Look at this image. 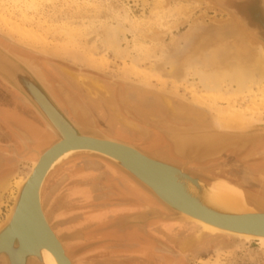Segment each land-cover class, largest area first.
<instances>
[{"label":"rangeland","instance_id":"374dc122","mask_svg":"<svg viewBox=\"0 0 264 264\" xmlns=\"http://www.w3.org/2000/svg\"><path fill=\"white\" fill-rule=\"evenodd\" d=\"M14 1L0 0L1 50L16 59L34 76L31 69L34 70L35 67L30 68L28 62L36 65L39 70H50L65 85H60L64 90L66 86H71L85 94L87 86L95 84L97 88L93 89H100L101 93L95 94L93 91L90 95L86 94L87 98L82 97L88 104L92 101L105 106L106 99L110 98L123 109L132 107V117L137 116L134 108H147L153 102L163 104L160 99L187 105L197 114L192 116L198 118L190 116L189 120L167 126L169 133L163 138L170 152L166 153L181 162H187L186 166L209 169L207 172L234 184L235 188L226 185L241 194L264 200V139L250 143L244 149L239 145L227 149L218 158L204 162H197L192 157L180 159L175 156L173 150L178 151L176 147L172 148L170 139L174 131L180 133L193 129L199 132L224 123L213 118L215 115L208 109L200 110L187 102L192 100V93L196 92V88L197 92L201 90L192 73L201 70L208 74L227 75L233 73L230 69L233 68L234 71V67L240 68L243 65L249 72L256 73L255 63L264 58V40L228 4L244 0H225L224 4L215 0H145L144 4L137 5L127 0H32L34 3L31 5H25L20 0ZM252 9L264 19V0H254ZM116 26L126 30L119 43L110 38L112 28ZM16 29L27 32L29 37L22 38ZM39 70L34 71L39 73ZM36 79L41 83L37 77ZM42 86L46 89L43 84ZM46 91L50 94L47 89ZM224 91L213 98L215 106L243 107L244 103H239L241 99ZM10 97H14L23 108L28 109L45 129L32 109L23 104L21 97L0 80V102L3 98ZM51 97L53 98L52 95ZM54 101L57 103L55 99ZM257 104L262 109V120L246 121L247 123L264 124V100ZM60 110L69 119L67 112L70 110ZM170 114L174 118L181 116ZM96 118L101 122L107 120L104 115ZM115 119L118 126L135 135H147L149 132L132 125L119 111ZM90 133L96 132L91 130ZM200 141L198 138L196 142ZM54 143L55 140L50 135L39 136V145L43 146L41 150ZM255 150L261 152H253ZM150 153L154 155L157 152ZM37 156L21 159L16 163L14 172L0 176V183L7 181L6 187L0 191V226L6 220L17 193V189L14 191L12 188V182L30 171ZM155 156L163 157L162 154ZM4 161L9 163L8 158H0V170ZM60 164L67 165L66 172L54 180L49 177L53 171L49 174L41 192V203L49 227L51 230L54 227L57 231L58 240L64 245L72 264H81V258L93 261L104 247L116 245L117 242L125 243L110 236L119 232V229L137 230L145 225L168 221L184 223L176 233H165L161 229L160 232L164 233L165 243H170L183 252L186 264H264V244L204 233L200 227L194 225L192 228L193 224L181 219H157L142 226L125 224V219L146 209L156 210L162 215H172L166 213L149 195L157 208H143L137 213L125 212L140 209L141 202H149L146 198L148 196L102 158H92L87 153H80L67 157L56 167ZM108 170L111 175H118L119 172L126 178L124 183L128 184V188L121 193L140 197V204L135 202L118 206L115 208L116 212L111 208L100 209L102 204L116 202L107 200L105 203L101 200L107 181L111 179ZM182 171L187 174V171ZM212 184L219 183L212 182L207 186ZM175 228V225L170 227L172 230ZM206 236L211 240L208 243L209 250L203 248ZM135 238L132 233L127 241H135ZM160 240L158 242H164ZM142 247L149 248V243H143Z\"/></svg>","mask_w":264,"mask_h":264},{"label":"water","instance_id":"95a60500","mask_svg":"<svg viewBox=\"0 0 264 264\" xmlns=\"http://www.w3.org/2000/svg\"><path fill=\"white\" fill-rule=\"evenodd\" d=\"M215 1L224 4L225 0ZM0 80L21 97L23 104L32 109L45 129L56 139L55 144L42 154L34 167L33 163L32 173L17 190L9 214L0 226L1 264H42V250L51 253L57 264H71L50 230L39 200L41 184L51 166L68 152L86 151L92 158L104 159L134 181L166 213L172 215H162L156 210L146 209L143 214H150L145 221L147 223L157 219L191 222L190 217L223 231L221 235L240 240L244 239L237 235L254 237L250 241L264 238V200L246 194H227L218 184L204 185L182 170L151 160L126 144H118L99 133L83 135L36 77L1 49ZM182 135L220 140V144L210 146L209 149L193 146L189 152L173 150L174 155L180 159L192 157L197 162H204L218 158L227 149L238 145L244 149L250 143L264 139V124H227L199 132L189 130ZM173 143L171 141L172 146ZM226 195L232 197L231 200L223 197ZM133 218L125 219L124 223L131 226L144 225L145 222L141 224Z\"/></svg>","mask_w":264,"mask_h":264},{"label":"flooded vegetation","instance_id":"af4514ba","mask_svg":"<svg viewBox=\"0 0 264 264\" xmlns=\"http://www.w3.org/2000/svg\"><path fill=\"white\" fill-rule=\"evenodd\" d=\"M253 1L254 0H244L243 2L234 1L228 4L230 8L235 10L239 16H242L246 20L248 26L256 30L259 37L264 40V22H262L261 14L253 11ZM27 65L30 68L35 67L39 70L36 65L30 64V62H28ZM31 70L57 101L59 107L66 112L67 109L70 110L67 112L69 119L79 126L82 134L89 135L91 130H95L96 133L103 136L133 146L152 159L168 164L179 170H185L191 178L206 185L212 182H218L219 184L225 183L233 187L235 186L225 179L216 177L214 174L207 172L209 169L193 168L191 165L186 166V164H188L187 162H181L166 153L170 152V150L166 148L163 138V136L169 133L167 126L189 120L190 116L195 115L187 105L169 100L176 109L181 110L185 114H181V116L177 118L171 116L165 105L161 103L157 104V102L148 104L147 108H134L137 116L132 117L130 111L133 109L130 106L123 109L117 103H113L110 98L106 99L105 106H101L99 103H92V101L91 104H88L86 100L82 98H87L88 96H86V94L90 95L88 91L84 94L80 90L76 91L71 86H66L64 90L60 86L63 85L62 81L54 76L53 72L50 70L43 68L41 69L42 71L39 70V73L33 69ZM3 99L4 100L0 102V158H8L9 163L3 162L4 166L0 170V176L6 175L8 172H14L16 163L21 159H29L37 156L38 153H40L39 150L43 147L39 145V136L48 135L39 121L29 113L28 109L23 108L14 97ZM160 100L162 101V99ZM118 111L124 115L132 125L148 130V134L138 136L124 127L118 126L117 120L115 119V116L118 115ZM98 115L107 116V120L105 122L99 121L96 118ZM138 115L140 117H138ZM150 152H159L163 157L159 158L155 156L156 154L152 155ZM253 152L261 151L255 150ZM107 166L108 165H106V168ZM66 167L67 165L60 164L53 170L51 176H49L50 179L54 180L55 177L66 172ZM108 174L111 179L107 181L108 185L104 188L105 193H103L101 200H104L105 203H107V200H114L116 202L113 204H102L100 209L111 208V210L114 209L113 212H116L115 208L118 206L131 205L135 202L140 204L142 201L140 197H136L133 194L121 193L128 188V184L124 183L126 178L123 175L119 174V172L118 175H111L109 170ZM53 182L54 181H51V183ZM51 194L53 195V192ZM112 197L115 198L112 199ZM146 198L149 202L144 204L141 202L142 207H140V209L125 212L137 213L143 208H157L149 196ZM51 213L54 215V212ZM117 225L119 226V223H117ZM172 225L176 226L174 230L170 229ZM182 225H184V223L168 221L145 225L142 229L137 230L129 231L126 228V230L124 228L119 229V232H115L110 236L115 240L119 239V242L125 243L118 244L117 242L118 245L113 244L106 246L99 252L95 260L85 261L81 258V264H186L183 258V252L170 243H165L163 240L165 239L164 233L160 232L161 229L165 233L173 234L179 231ZM192 228H194V225H192ZM52 229L57 235V231L54 227H52ZM190 231H192V229H190ZM132 233L135 234V241L128 242V236ZM160 239L164 242H158ZM205 239L203 248L209 250L210 247L208 243L211 240L207 236ZM143 243H149V248L142 247ZM111 255L114 256L112 257Z\"/></svg>","mask_w":264,"mask_h":264},{"label":"bare ground","instance_id":"6f19581e","mask_svg":"<svg viewBox=\"0 0 264 264\" xmlns=\"http://www.w3.org/2000/svg\"><path fill=\"white\" fill-rule=\"evenodd\" d=\"M20 1H23L25 3V5H31V4L34 3L32 0H30V1L29 0H20ZM127 1L134 3V5H137L138 3H141V4L142 3L143 4L145 3V0H127ZM262 20H264V19H262ZM16 30L18 31V33L19 32L21 33V34L19 33V35H21L22 38H24V39L26 38L27 39V37H29L28 36L29 34L27 32L19 31L18 29H16ZM125 33H126V30L125 29H123L121 26H116V27H113L112 28V30H111V37L110 38H112L113 41L119 43V39L121 37H124L125 36ZM8 35L10 36V33ZM31 37H33V36H31ZM32 39H34V38H32ZM185 46H186V44H185ZM218 55L220 56V54H218ZM219 56H217V57H219ZM221 56H222V53H221ZM217 57H215V59ZM217 61H219V60H217ZM221 62H222V60H221ZM196 64H198V63H196ZM191 66H192V64H191ZM236 68H238V67L236 66ZM236 68L234 67V71H233V68L230 69V70H232L233 73L232 74H227V75L226 74H219V73H209L208 74V73H205V72H203L201 70H197L194 73H192L197 78L198 81L197 80L196 81H197L198 85L200 86L201 90L197 92V88H196V92H193L192 93V100H189L187 102H190V104L193 107L197 108V109H200V110H203L202 108L208 109L210 112H212V114L215 115V116H213V118H215L216 120L223 121L224 123H226V124L219 123V124H217L218 127H220V125H227V124L236 126V125L242 124L243 122H246V121H248V122H255V121L258 122L259 121L260 122L262 120L261 119L262 109H260V107L258 106L257 103L258 102H261V100H264V58H261L260 60H258L255 63V72L256 73L249 72V70L244 65L241 66L240 68H238L237 70H235ZM34 70H36V68ZM93 87L97 88L95 84H92V86L91 85H88L86 89L88 90L89 93H93V91H95V94H97V93L100 94L101 93L100 92L101 91L100 89L99 90L98 89H95V88L93 89ZM225 88H227V89H225ZM224 90L232 93L234 95V96L232 95L233 97L236 96V98L238 97L239 99H241V101L239 100V103H241V102L244 103L243 104V107H237V106L236 107H233L230 104L229 105L232 106V107L227 106V107L222 108V107L215 106L216 104H214L213 98H215L216 96H218ZM162 103H163V105L166 106V108L169 110L170 113H172L174 115L175 114H180V115L183 114L184 115V113L181 110L176 109L175 106L168 99H165ZM192 118H198V116L197 117L196 116H192ZM203 125H198V127L203 126ZM217 125H215V127H217ZM187 131H189V129ZM190 131L193 132L194 130L193 129H190ZM183 132H185V131H183ZM183 132L181 131L179 133V132L174 131L173 132V135L170 137L171 141L174 142L172 148L174 149V147H176V150L178 152H180V153L189 152L188 150L191 147H193V146L194 147L195 146L196 147L203 146L206 149H209L210 146H213V145L216 146V145H218V144L221 143L220 140H215V139L210 138V137L199 138V139H201V141L198 143V142H196L197 141V138L196 137L189 136V135H182ZM92 134H95V133H90L89 135H85V136H90ZM109 139L114 140V141H117L118 144L121 143V145H124V146L126 144V143H123V142H121L119 140H115V139H112V138H109ZM126 146H129L130 148H133L134 150L138 151L137 149H135L131 145L126 144ZM46 149L41 154L38 153L37 159L34 162L33 167L36 165V163L38 162V159L42 156V154H44L48 150V149L47 150ZM174 151H175V149H174ZM138 152H140V151H138ZM80 153H89V152H86V151L68 152V153L64 154L63 156H61L60 158H58L54 162V164L51 166V168H50L49 172L47 173V175L45 176V178H44V180H43V182L41 184L40 190H39V200H40V204L41 205H42V203H41V200H42L41 199L42 198L41 192H42V189H43V185H44L47 177L49 176V174L64 159H66L67 157H70L72 155L80 154ZM140 153L143 154L144 156H146L147 158L151 159V160L157 161V160L152 159L151 157L147 156L146 154H144L142 152H140ZM155 154L156 155H160L159 152H157ZM105 157H107V156H105ZM107 158L110 159V160H114V161L118 162L117 160L112 159L110 157H107ZM157 162H160V161H157ZM160 163H162V162H160ZM110 166H111V168L113 167L114 169L118 170L114 166H112V165H110ZM33 167H32V169H30V171H28L26 173L25 176H21V177L17 178L16 180H14L12 182V188L14 189V191L16 189L18 190L26 182L27 178H29L30 174L32 173ZM170 167H172V166H170ZM172 168H175V167H172ZM175 169H177V168H175ZM128 179L130 181H132L130 178H128ZM132 182L134 183V181H132ZM6 185H7V181L6 182L4 181V182L0 183V191H2L6 187ZM218 187L221 188L223 190V192H225L227 194H230V195H233V194H235V195L241 194L238 191H236L235 189L231 188L230 186H228V185H226L224 183L218 184ZM138 188H140V187H138ZM184 192L186 194H189L187 189H184ZM13 196H14V194H13ZM223 197L224 198H227L229 200H231L230 198H232V197H228V195L223 196ZM41 210H43L42 206H41ZM42 213H43V211H42ZM43 216H44V218H45V220L47 222V219H46V216L44 215V213H43ZM131 217H134L133 220H135L136 222H139V223L142 224V223H144L150 217V214L149 213L143 214V212L142 213L140 212V214L134 215V216H131ZM123 219H125V218H123ZM189 219L192 220L190 222L191 224L200 227L204 233H209L211 235L223 233V231H220V230H218V229H216V228H214V227H212V226H210V225H208L206 223H203V222H201L199 220H196V219H193V218H190V217H189ZM120 222H123V221H120ZM149 222H151V221H149ZM144 224H147V222H145ZM50 230H51V228H50ZM53 234H54L55 238L58 240L57 235L54 232H53ZM237 236L239 238H242V239L247 240V241H250V240H252V238H254V237L245 236V235H237ZM256 240H257L258 243L264 244V238H257ZM59 243L61 244L60 241H59ZM61 247H62V249L64 251L65 256L67 257L66 251H65V249H64V247H63L62 244H61ZM143 251H145V250H143ZM144 255H145V253H144ZM67 259L72 264L71 260L68 257H67ZM40 260H41L42 264H57L56 261H55V259L51 255V253H49L46 250H42L41 251Z\"/></svg>","mask_w":264,"mask_h":264},{"label":"crops","instance_id":"0c3cea01","mask_svg":"<svg viewBox=\"0 0 264 264\" xmlns=\"http://www.w3.org/2000/svg\"><path fill=\"white\" fill-rule=\"evenodd\" d=\"M46 133L48 134V135H50L54 140H55V142H56V139L46 130ZM42 149V148H41ZM39 150V151H41V152H43L44 150Z\"/></svg>","mask_w":264,"mask_h":264}]
</instances>
